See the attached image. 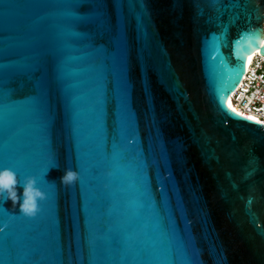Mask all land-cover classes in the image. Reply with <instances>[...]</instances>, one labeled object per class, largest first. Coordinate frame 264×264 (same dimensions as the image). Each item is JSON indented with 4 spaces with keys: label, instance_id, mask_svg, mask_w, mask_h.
I'll return each mask as SVG.
<instances>
[{
    "label": "water",
    "instance_id": "obj_1",
    "mask_svg": "<svg viewBox=\"0 0 264 264\" xmlns=\"http://www.w3.org/2000/svg\"><path fill=\"white\" fill-rule=\"evenodd\" d=\"M263 25L264 0H0V168L46 193L3 202L0 264H264V125L228 107Z\"/></svg>",
    "mask_w": 264,
    "mask_h": 264
},
{
    "label": "clouds",
    "instance_id": "obj_2",
    "mask_svg": "<svg viewBox=\"0 0 264 264\" xmlns=\"http://www.w3.org/2000/svg\"><path fill=\"white\" fill-rule=\"evenodd\" d=\"M78 179L77 171L66 168L60 177V183L64 186H71ZM45 199L46 193L37 187L36 177L26 176L21 184L13 170L0 168V202L10 201L21 215L31 218L40 211V202Z\"/></svg>",
    "mask_w": 264,
    "mask_h": 264
},
{
    "label": "built area",
    "instance_id": "obj_3",
    "mask_svg": "<svg viewBox=\"0 0 264 264\" xmlns=\"http://www.w3.org/2000/svg\"><path fill=\"white\" fill-rule=\"evenodd\" d=\"M252 55L241 82L230 96V109H235V113L244 118L251 116L253 119L249 120L264 125V56L257 52Z\"/></svg>",
    "mask_w": 264,
    "mask_h": 264
},
{
    "label": "snow or ice",
    "instance_id": "obj_4",
    "mask_svg": "<svg viewBox=\"0 0 264 264\" xmlns=\"http://www.w3.org/2000/svg\"><path fill=\"white\" fill-rule=\"evenodd\" d=\"M249 44L252 46V47H254L255 45L253 44V41L252 40H250L249 41ZM249 59H250V57H249ZM242 75V71L239 69V68H237V69H235L234 70V75L232 76V79L233 80H235L237 77H239V76H241ZM228 107L229 108H231V104L229 103L228 104ZM232 110V112H235L236 110L235 109H231ZM237 115H239V113H236ZM248 119H253V117H251V116H249V117H247ZM50 167H56V165L55 164H51L50 163ZM3 168H7V167H3ZM14 171V170H13ZM16 171H18V170H16ZM15 172V171H14ZM48 172V170L46 169L45 170V174ZM16 173V172H15ZM41 179L42 180H44L45 182H47V183H49V181H47L46 179H45V175L44 176H42L41 177ZM50 184V183H49ZM41 202H43V201H41ZM3 202H0V208H6V207H4L3 206ZM4 230H3V227H0V233H2Z\"/></svg>",
    "mask_w": 264,
    "mask_h": 264
},
{
    "label": "bare ground",
    "instance_id": "obj_5",
    "mask_svg": "<svg viewBox=\"0 0 264 264\" xmlns=\"http://www.w3.org/2000/svg\"><path fill=\"white\" fill-rule=\"evenodd\" d=\"M262 41H264V39L262 40ZM252 54L251 55H249V57H250V59H249V57H248V61H247V64L246 65H249V63L251 62V60H252ZM230 103V100H228V104Z\"/></svg>",
    "mask_w": 264,
    "mask_h": 264
}]
</instances>
